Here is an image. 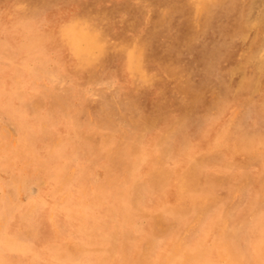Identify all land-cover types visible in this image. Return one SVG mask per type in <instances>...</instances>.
<instances>
[{"label":"rangeland","instance_id":"374dc122","mask_svg":"<svg viewBox=\"0 0 264 264\" xmlns=\"http://www.w3.org/2000/svg\"><path fill=\"white\" fill-rule=\"evenodd\" d=\"M0 138V264H264V0H0Z\"/></svg>","mask_w":264,"mask_h":264},{"label":"bare ground","instance_id":"6f19581e","mask_svg":"<svg viewBox=\"0 0 264 264\" xmlns=\"http://www.w3.org/2000/svg\"><path fill=\"white\" fill-rule=\"evenodd\" d=\"M16 5H17V4H16ZM7 15H8V14H7ZM74 23H75V22H74ZM72 24H73V23H72ZM112 30H113V29H112ZM82 31H83V30H82ZM75 32H76V31H75ZM61 33H62V32H61ZM71 33H72V32H71ZM77 33H78V32H77ZM88 33H89V32H88ZM75 34H76V33H75ZM75 34H74V35H75ZM80 35H81V34H80ZM85 35H86V34H85ZM75 36H77V35H75ZM87 36H88V35H87ZM90 37H91V36H90ZM71 38H72V37H71ZM87 38H88V37H87ZM76 39H77V37H76ZM91 39H92V38H91ZM93 40H94V39H93ZM93 40H92V41H93ZM94 41H95V40H94ZM76 42H77V41H76ZM98 42H100V41H98ZM98 42H97V43H98ZM74 44H75V43H74ZM84 45H85V44H84ZM85 46H86V45H85ZM100 47H101V46H100ZM75 48H77V47H75ZM86 49H87V48H86ZM75 50H76V49H75ZM94 51H95V50H94ZM94 51H93V52H94ZM100 51H101V50H100ZM80 52H82V51H80ZM85 52H86V51H85ZM74 54H75V53H74ZM91 54H92V53H91ZM93 54H94V53H93ZM77 55H78V53H77ZM77 55H76V56H77ZM91 56H93V55H91ZM129 56H130V55H129ZM127 57H128V56H127ZM75 58H76V57H75ZM129 58H130V57H129ZM127 60H128V58H127ZM127 60H126V61H127ZM129 60H130V59H129ZM36 61H37V60H36ZM27 62H28V61H27ZM27 62H26V63H27ZM127 65H128V64H127ZM46 67H47V66H46ZM22 68H23V67H22ZM27 71H28V70H27ZM30 76H31V73H30ZM30 78H31V77H30ZM43 78H44V77H43ZM31 79H32V78H31ZM142 79H143V78H142ZM18 86H19V85H18ZM16 87H17V86H16ZM16 90H17V89H16ZM19 92H20V91H19ZM59 96H60V95H59ZM131 99H133V98H131ZM30 106L32 107V105H30ZM244 115H245V114H244ZM42 124H43V123H42ZM42 124H41V125H42ZM255 124H256V123H255ZM4 126H5V125H4ZM41 127H42V126H41ZM2 129H3V128H2ZM3 131H4V130H3ZM4 132H5V131H4ZM42 132H43V131H42ZM10 134H12V133H10ZM5 135H6V134H5ZM15 136H16V135H15ZM3 138H4V137H3ZM121 138H122V136H121ZM0 139H1V138H0ZM58 139H59V138H58ZM8 140H9V138H8ZM119 142H120V141H119ZM21 143H22V142H21ZM7 144H9V142H8ZM22 144H23V143H22ZM18 145H19V143H18ZM10 146H11V144H10ZM117 146H118V145H117ZM16 147H17V145H16ZM20 147H22V146H20ZM0 148H2V147H0ZM3 148H4V147H3ZM14 148H15V147H14ZM14 148H13V149H14ZM170 148H171V147H170ZM4 149H7V148H4ZM4 149H3V151H4ZM0 150H1V149H0ZM7 150H8V149H7ZM10 150H11V149H10ZM10 150H9V151H10ZM24 150H25V148H24ZM5 151H6V150H5ZM49 151H50V150H49ZM169 151H171V150H169ZM20 152H21V151H20ZM20 152H19V153H20ZM23 152H25V151H23ZM60 152H61V151H60ZM81 152H82V151H81ZM4 153H5V152H4ZM7 153H9V152H7ZM15 153H16V152H15ZM77 153H78V152H77ZM77 153H76V154H77ZM87 153H88V152H87ZM5 155H6V154H5ZM71 155H72V154H71ZM105 155H106V154H104V156H105ZM25 156H26V154H25ZM74 156H75V155H74ZM108 156H110V155H108ZM108 156H107V157H108ZM6 157H7V156H6ZM22 157H23V156H22ZM32 157H33V156H32ZM37 157H38V156H37ZM72 157H73V156H72ZM77 157H78V156H77ZM83 157H84V156H83ZM116 157H117V156H116ZM120 157H121V156H120ZM120 157H119V158H120ZM127 158H128V157H127ZM39 159H40V158H39ZM39 159H38V160H39ZM72 159H73V158H72ZM86 159H87V157H86ZM88 159H89V158H88ZM99 159H102V158H99ZM99 159H98V160H99ZM103 159H104V158H103ZM36 160H37V159H36ZM59 160H60V159H59ZM75 160H76V159H75ZM75 160H74V161H75ZM110 160H111V159H110ZM122 160H123V158H122ZM124 160H125V159H124ZM34 161H35V160H34ZM61 161H62V160H61ZM82 161H83V160H82ZM120 161H121V160H120ZM120 161H119V162H120ZM30 162H31V160H30ZM32 162H33V161H32ZM36 162H38V161H36ZM76 162H77V161H76ZM112 162H113V161H112ZM125 162H126V161H125ZM125 162H124V163H125ZM129 162H130V161H129ZM7 164H8V163H7ZM18 164H19V163H18ZM39 164H41V163H39ZM107 164H108V163H107ZM21 165H23V163H22ZM29 165H30V164H29ZM45 165H46V163H45ZM91 165H92V164H91ZM118 165H119V164H118ZM41 166H42V165H41ZM79 166H80V164H79ZM82 166H83V165H82ZM104 166H106V163H105ZM127 166H129V165H127ZM47 167H48V166H47ZM74 167H75V166H74ZM86 167H88V165H87ZM109 167H110V166H109ZM109 167H108V168H109ZM131 167H132V166H131ZM124 168H125V166H124ZM44 169H45V167H44ZM44 169H43V172H44ZM48 169H49V168H48ZM83 169L85 170L84 167H83ZM109 169H110V168H109ZM113 169H114V168H113ZM119 169H120V168H119ZM18 170H19V169H18ZM67 170H68V169H67ZM67 170H65V171L67 172ZM81 170H82V169H81ZM84 170H83V171H84ZM98 170H99V169H98ZM114 170H115V169H114ZM125 170H126V169H125ZM23 171H24V170H23ZM25 171H26V170H25ZM25 171H24V172H25ZM68 171H69V170H68ZM99 171H100V170H99ZM34 172H35V171H34ZM36 172H37V171H36ZM39 172H40V170H39ZM45 172H46V171H45ZM81 172H82V171H81ZM85 172H86V171H84V173H85ZM106 172H107V171H106ZM123 172H124V171H123ZM88 173H89V172H88ZM166 173H168V172H166ZM17 174H18V173H17ZM42 174H43V173H42ZM67 174H68V173H67ZM89 174H90V173H89ZM113 174H114V173H113ZM115 174H116V173H115ZM117 174H119V172H118ZM125 174H126V173H125ZM46 175H47V174H46ZM63 175L65 176V173H64ZM75 175H76V174H75ZM107 175H108V174H107ZM108 176H109V175H108ZM125 176H126V175H125ZM141 176H142V175H141ZM41 177H42V176H41ZM79 177H80V176H79ZM82 177H83V176H82ZM102 177H104V175H103ZM113 177H114V176H113ZM113 177H112V179H114ZM10 178H11V177H10ZM68 178H69V177H68ZM68 178H67V180H68ZM109 178H110V177H109ZM127 178H128V177H127ZM140 178H141V177H140ZM64 179L66 180V178H64ZM104 179H106V178L104 177ZM112 179H111V181H112ZM118 179H119V176H118ZM118 179H117V180H118ZM124 179H125V178H124ZM182 179H183V178H182ZM182 179H181V181H182ZM19 180H20V179H19ZM67 180H66V181H67ZM69 180H70V179H69ZM74 180H75V179H74ZM137 180H138V179H137ZM41 181H42V180H41ZM41 181H40V182H41ZM63 181H64V180H63ZM66 181H65V182H66ZM79 181H81V180L79 179ZM83 181H84V179H83ZM106 181H107V180H106ZM65 182H64V183H65ZM119 182H120V181H119ZM134 182H135V181H134ZM11 183H12V182H11ZM15 183H16V182H15ZM84 183H85V182H84ZM84 183H83V184H84ZM102 183H105V182H102ZM106 183H107V185H108V182H106ZM115 183H116V181H115ZM115 183H114V184H115ZM117 183H118V182H117ZM135 183H136V182H135ZM67 184H69V183H67ZM90 184H91V183H90ZM114 184H112V186H113ZM121 184H122V183H121ZM31 185H32V184H31ZM70 185H71V184H70ZM70 185H69V187H70ZM99 185H102V184H99ZM107 185H106V186H107ZM115 185H116V184H115ZM124 185H125V184H124ZM178 185H179V184H178ZM83 186H84V185H83ZM106 186H105V187H106ZM119 186H120V185H119ZM182 186H183V185H182ZM184 186H185V185H184ZM101 187H102V186H101ZM117 187H118V186H117ZM180 187H181V186H180ZM8 188H9V187H8ZM15 188H16V187H15ZM63 188H66V187H62L61 190H62ZM106 188H107V187H106ZM115 188H116V187H115ZM141 188H144V187H141ZM146 188H147V187H146ZM149 188H150V187H149ZM183 188H184V187H183ZM246 188H247V187H246ZM11 189H12V188H11ZM26 189H27V188H26ZM67 189H68V188H67ZM82 189H83V187H82ZM104 189H105V188H104ZM104 189H103V190H104ZM144 189H145V188H144ZM15 190H16V189H15ZM15 190H14V191H15ZM57 190H59V189H57ZM63 190H64V189H63ZM85 190H86V188H85ZM91 190H92V189H91ZM109 190H110V189H108L107 191H109ZM121 190H123V189H121ZM140 190H143V189H140ZM151 190H152V187H151ZM181 190H182V188H181ZM92 191H94V190H92ZM92 191H91V192H92ZM100 191H101V190H100ZM119 191H120V190H119ZM4 192H5V191H4ZM63 192H64V191H63ZM65 192H66V191H65ZM101 192H102V191H101ZM0 193H1V192H0ZM5 193H6V192H5ZM71 193H72V192H71ZM80 193H81V192H80ZM85 193H86V192H85ZM94 193H96V192H94ZM142 193H143V192H141V194H142ZM2 194H3V193H2ZM38 194H40V193H38ZM67 194H68V191H67ZM81 194H82V193H81ZM90 194H92V193H90ZM96 194H97V193H96ZM96 194H94V195H96ZM100 194H101V193H100ZM103 194H107V193H104V192H103ZM248 194H249V193H248ZM22 195H23V194H22ZM22 195H20V196H22ZM36 195H37V194H36ZM45 195H46V194H45ZM97 195H98V194H97ZM97 195H96V196H97ZM246 195H247V194H246ZM246 195H245V197H246ZM0 196H1V195H0ZM40 196H41V195H40ZM46 196H47V195H46ZM67 196H68V195H67ZM83 196H85V195L83 194ZM83 196H82V197H83ZM99 196H100V195H99ZM70 197H71V196H70ZM77 197H78V196H77ZM77 197H76V198H77ZM86 197H87V196H86ZM140 197H141V196H140ZM142 197H143V195H142ZM245 197H244V198H245ZM1 198H2V197H1ZM20 198H22V197H20ZM78 198H79V197H78ZM84 198H85V197H84ZM89 198H90V197H89ZM4 199H5V198H4ZM4 199H3V201L5 202ZM40 199H41V198H40ZM68 199H69V198H68ZM93 199H94V198H93ZM93 199H92V200H93ZM98 199H99V198H98ZM135 199H136V198H135ZM138 199H139V198H138ZM242 199H243V198H242ZM249 199H250V198H249ZM62 200H63V199H62ZM71 200H72V198H71ZM139 200H140V199H139ZM139 200H137V201H139ZM143 200H144V198H143ZM158 200H159V199H158ZM256 200H257V199H256ZM0 201H1V200H0ZM13 201H14V200H13ZM21 201H22V200H21ZM32 201H33V200H32ZM60 201H61V200H60ZM65 201H66V199H65ZM67 201H68V200H67ZM72 201H73V200H72ZM248 201H249V200H248ZM250 201H251V200H250ZM28 202H30V200H29ZM78 202H79V201H78ZM81 202H82V200H81ZM98 202L101 203V201H98ZM243 202H244V201H243ZM254 202H255V201H254ZM254 202H253V203H254ZM12 203L15 204V202H12ZM20 203H21V202H20ZM30 203H31V202H30ZM30 203H29V204H30ZM35 203H36V201H35ZM39 203H40V202H39ZM58 203H59V202H58ZM62 203H63V202H62ZM73 203H74V202H73ZM75 203H76V201H75ZM91 203H92V202H91ZM136 203H137V202H136ZM140 203H141V202H140ZM10 204H11V203H10ZM36 204H37V203H36ZM64 204H65V203H64ZM68 204H70V203L68 202ZM68 204H67V206H68ZM79 204H80V203H79ZM241 204H243V203H241ZM244 204H245V203H244ZM15 205H16V204H15ZM58 205H59V204H58ZM71 205H72V204H71ZM137 205H138V204H137ZM140 205H142V203H141ZM143 205H144V204H143ZM8 206H9V205H8ZM13 206H14V205H13ZM17 206L19 207L20 205H17ZM17 206H16V207H17ZM36 206H37V205H36ZM60 206H61V205H60ZM65 206H66V205H65ZM65 206H64L63 208H65ZM69 206H70V205H69ZM73 206H74V205H73ZM77 206H78V205H76V207H77ZM0 207H1V206H0ZM11 207H12V205H11ZM11 207H10V208H11ZM29 207H30V205H29ZM71 207H72V206H71ZM71 207H70V208H71ZM111 207H112V206H111ZM136 207H137V206H136ZM8 208H9V207H8ZM236 208H237V207H236ZM3 209H4V208H3ZM75 209H76V208H75ZM79 209H80V207H79ZM84 209H85V208H84ZM84 209H83V210H84ZM1 210H2V209H1ZM31 210H33V209H31ZM31 210H30V211H31ZM71 210H72V209H71ZM14 211H15V210H14ZM24 211L26 212L25 209H24ZM59 211H60V209H59ZM164 211H165V210H164ZM11 212H12V211H11ZM25 212H24V213H25ZM67 212H69V211L67 210ZM162 212H163V211H162ZM168 212H169V211H168ZM257 212H258V211H257ZM1 213H2V212H1ZM6 213H7V212H6ZM21 213H22V212H21ZM24 213H23V214H24ZM71 213H72V212H71ZM71 213H70V214H71ZM75 213H76V211H75ZM85 213H86V212H85ZM144 213H145V212H144ZM51 214H52V213H51ZM51 214H50V216H51ZM83 214H84V213H83ZM86 214H87V213H86ZM145 214H146V213H145ZM0 215H1V214H0ZM29 215H30V214H29ZM132 215H133V214H132ZM2 216H3V215H2ZM30 216H32V215H30ZM54 216H55V215H54ZM65 216H66V215H65ZM73 216H74V215H73ZM90 216H91V215H90ZM7 217H8V216H7ZM20 217H21V216H20ZM20 217H19V218H20ZM76 217H77V216H76ZM0 218H1V217H0ZM4 218H5V217H4ZM35 218H36V217H35ZM39 218H40V217H39ZM68 218H69V217H68ZM70 218H73L72 215H71ZM109 218H110V217H109ZM130 218H131V217H130ZM185 218H186V217H185ZM11 219H12V218H11ZM20 220H21V218H20ZM20 220H19V221H20ZM29 220H30V219H29ZM73 220L75 221V219H73ZM34 221H35V220H34ZM37 221H38V220H37ZM55 221H56V220H55ZM81 221H82V219H81ZM121 221H123V220H121ZM121 221H119V222H121ZM130 221H131V220H130ZM142 221H143V219H142ZM31 222H32V221H31ZM67 222L69 223L70 221H67ZM247 222H248V221H247ZM6 223H7V222H6ZM36 223H37V222H36ZM36 223H35V224H36ZM70 223H71V222H70ZM129 223H130V222H129ZM122 224H123V223H122ZM2 225H3V224H2ZM31 225H33V224H31ZM4 226H5V225H4ZM39 226H40V225H39ZM55 226H56V225H55ZM62 226H63V225H62ZM124 226H125V225H124ZM219 226H220V225H219ZM243 226H245V225H243ZM243 226H242V227H243ZM1 227H3V226H1ZM1 227H0V228H1ZM121 227H122V226H121ZM17 228H18V227H17ZM59 228H60V226H59ZM79 228H82V227L80 226ZM2 229H3V228H2ZM56 229H57V227H56ZM64 230H65V229H64ZM64 230H63V231H64ZM240 230H241V229H240ZM244 230H245V228H244ZM254 230H255V229H254ZM18 231H19V228H18ZM0 232H1V231H0ZM14 232H15V231H14ZM20 232H21V231H20ZM124 232H125V231H124ZM129 232H131V231H129ZM240 232H241V231H240ZM15 233H16V232H15ZM63 233H64V232H63ZM242 233H243V232H242ZM2 234H3V233H2ZM8 234H9V233H8ZM27 234H28V233H27ZM183 234H184V233H183ZM244 234H245V233H244ZM0 235H1V234H0ZM3 235H4V234H3ZM14 235H15V234H14ZM33 235H34V234H33ZM123 235H124V234H123ZM4 236H5V235H4ZM29 236H30V235H29ZM13 237H14V236H13ZM15 237H16V236H15ZM30 237H31V236H30ZM122 237H123V236H122ZM231 237H232V236H231ZM244 237H245V238H244ZM244 237H243L244 239H247V238H246V235H245ZM2 238H3V237H2ZM8 238H9V237H8ZM8 238H7V239H8ZM114 238H115V237H114ZM228 238H229V237H228ZM241 238H242V237H241ZM9 239H11V238H9ZM13 239H14V238H13ZM15 239H16V238H15ZM123 239H124V237H123ZM234 239H235V238H234ZM0 240H1V239H0ZM2 240H3V239H2ZM27 240H28V239H27ZM27 240H26V242H27ZM231 240H232V239H231ZM238 240H239V239H238ZM240 240H243V239H240ZM19 241H21V239H20ZM26 242H24V243H26ZM114 242H115V241H114ZM242 242H243V241H242ZM4 243H6V242H4ZM28 243H30V241H29ZM127 243H128V242H127ZM235 243H236V242H235ZM235 243H234V244H235ZM15 244H17V243H15ZM15 244H14V245H15ZM31 244H32V243H31ZM243 244H244V243H243ZM10 245H12V243L9 244V246H10ZM18 245H19V244H18ZM7 246H8V245H7ZM15 246H16V245H15ZM235 246H236V245H235ZM235 246H234V247H235ZM19 247H20V246H19ZM71 247H72V246H71ZM238 247H239V246H238ZM238 247H237V249H235V250H238V249H239ZM0 248H1V247H0ZM7 248H8V247H7ZM16 248H17V247H16ZM21 248H24V245L22 246V244H21ZM13 249H14V247H13ZM17 249L19 250V248H17ZM96 249H97V248H96ZM241 249H242V248H241ZM10 250H11V249H10ZM14 250H15V249H14ZM32 250H33V249H32ZM77 250H78V249H77ZM7 251H8V250H7ZM11 251H12V250H11ZM19 251H21V250H19ZM78 251H79V250H78ZM34 252H36V251H34ZM23 253H24V252H23ZM58 253H59V252H58ZM58 253H57V254H58ZM182 253H183V252H182ZM203 253H204V252H203ZM241 253H242V252H241ZM243 253H244V251H243ZM243 253H242V254H243ZM263 253H264V252H263ZM21 254H22V252H21ZM242 254H241V255H242ZM15 255H16V254H15ZM35 255H36V253H35ZM75 255H76V253H75ZM87 255H88V254H87ZM186 255H187V254H186ZM244 255H246V254L244 253ZM3 256H7V255H3ZM55 256H57V255H55ZM31 257H32V256H31ZM31 257H30V258H31ZM245 257H247V256H245ZM74 258H75V256H74ZM74 258H73V259H74ZM34 259H35V257H34ZM69 259H72V258H69ZM75 259H76V258H75ZM100 259H101V258H100ZM112 259H113V257H112ZM184 260H186V259H184ZM221 260H222V259H221ZM72 261H73V260H72ZM33 262H34V261H33ZM163 262H164V261H163ZM76 263H77V262H76ZM188 263H189V261H188ZM21 264H23V263H21ZM72 264H73V263H72ZM109 264H110V263H109Z\"/></svg>","mask_w":264,"mask_h":264}]
</instances>
